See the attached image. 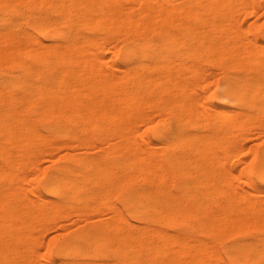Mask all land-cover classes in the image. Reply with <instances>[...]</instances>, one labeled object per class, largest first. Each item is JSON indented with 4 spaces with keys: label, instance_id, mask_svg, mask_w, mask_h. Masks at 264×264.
<instances>
[{
    "label": "bare ground",
    "instance_id": "obj_1",
    "mask_svg": "<svg viewBox=\"0 0 264 264\" xmlns=\"http://www.w3.org/2000/svg\"><path fill=\"white\" fill-rule=\"evenodd\" d=\"M261 3L0 0V264H46L73 214L49 264H264V43L234 17ZM209 66L235 104L199 102Z\"/></svg>",
    "mask_w": 264,
    "mask_h": 264
},
{
    "label": "rangeland",
    "instance_id": "obj_2",
    "mask_svg": "<svg viewBox=\"0 0 264 264\" xmlns=\"http://www.w3.org/2000/svg\"><path fill=\"white\" fill-rule=\"evenodd\" d=\"M234 17L239 18V23H241V25H242V34L248 40H250L252 38H254V39L257 38L259 41L264 43V34H262V32L264 30V3H261L259 5V7L257 9V12L254 13V14L248 13V15L246 16V13L242 12L240 14H235ZM250 23H254L255 25L260 26V27L262 26L261 29L258 31V34H251V32L249 31V24ZM107 55H110L109 51H107ZM210 71L214 72V73H212V74H214L213 77H211L212 75L209 74ZM221 71H222L221 69H218L215 66H213V67L209 66V68H205V70H204L206 75L209 74L208 75L210 77L209 79L205 80V78H202V76H199V75L196 76V79L201 81L202 86H203V84L207 83L206 85H204L205 88H203L204 89L203 93L200 92V94H199V98L198 99H199L200 103H205V101L208 102V100H209V102H214L216 104H228V105L235 104L234 99L231 96L227 97L226 94L224 93V90L226 89V86H227V83H226V75L227 74H226V72L224 73V71H223V73H222ZM222 75L225 76V79H223L224 77L222 78ZM216 77H218V79ZM212 80H214L213 83H212ZM215 80L216 81L218 80L217 83H214V82H216ZM214 84L216 85V87H215ZM206 86L209 89H207ZM212 89H213V92H212ZM209 91H211V93H209L210 96H208V92ZM151 113H153V116L151 115V122H153V123L150 124L151 123V122L149 123L150 120L148 121V123H149L148 126H147V124H144L146 122L140 123L141 124L140 132L144 130V131H147L149 133H152L154 125L157 123L156 120L158 121L160 116L156 112H151ZM152 118H154L155 120L152 119ZM253 130H254V132H251V135L253 134L252 138L250 136V138L245 140L244 147H245V145H246V147L245 148L243 147L244 149L242 150L241 153L250 152L249 151L250 148H248V147H250L251 145H252V147L254 146V147L259 148V149H261L264 146V129L257 126V128L254 127V129H252V131ZM140 141H143L142 138L140 139ZM104 144H106V143H97L94 146L89 147L88 150L94 151V150L98 149V147H100V145L103 146ZM82 150L83 149H81L80 147H77L73 151L74 152H79V151H82ZM65 151H66V149L54 150V151H51V152H47V151L44 150L37 157L33 158L34 166H33L32 169H28V167L26 165L23 166L24 172L21 174L23 176L22 182H23V185L25 186V188L29 189V192H33L31 190L32 189V184H31L30 180L31 179L32 180L33 179H38L39 178L38 174L40 172H42V171H45L46 169L48 170L50 165H52L57 160L59 155L61 153L65 152ZM250 155L251 154L248 153V157H250ZM245 164L246 163H243V162L242 163H238V165L236 164V167H234L235 168L234 171H233L234 172V177H233V180H232L234 185H241V186L244 185V182L240 178V174L239 173L241 171L247 169L246 168L247 165H245ZM228 166L229 165H227V167ZM263 191H259L258 193H262ZM113 196H114L113 199H115V195H113ZM106 215H108V214H106ZM106 215L104 214V216H106ZM76 219H78V217L73 214L69 221L62 220V221L59 222V224L60 225H65V227H67V229L68 228L69 229H74V228H76V227H78L80 225V222L84 223L86 221V219L82 220L78 224L75 221ZM58 225H57L58 228H56L54 230H49L47 232L46 231L43 232L44 244L40 247V251H39V253H40L39 257H41L40 259H41V261L43 263L49 264V261H47L43 257H45V255L48 254L47 242L49 241L51 236L53 234L58 233V232H64L65 230H67L64 227H59Z\"/></svg>",
    "mask_w": 264,
    "mask_h": 264
}]
</instances>
